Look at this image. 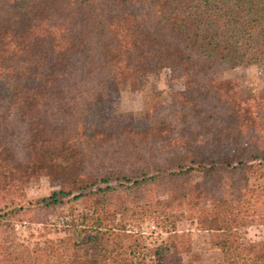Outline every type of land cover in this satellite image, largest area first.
<instances>
[{"label":"trees","instance_id":"1","mask_svg":"<svg viewBox=\"0 0 264 264\" xmlns=\"http://www.w3.org/2000/svg\"><path fill=\"white\" fill-rule=\"evenodd\" d=\"M263 37L264 0H0V264L190 255L185 221L226 264H264V95L235 97L219 72ZM163 68L182 90L117 110L120 81ZM43 177L60 189L29 200ZM252 225L263 236L244 240Z\"/></svg>","mask_w":264,"mask_h":264},{"label":"rangeland","instance_id":"2","mask_svg":"<svg viewBox=\"0 0 264 264\" xmlns=\"http://www.w3.org/2000/svg\"><path fill=\"white\" fill-rule=\"evenodd\" d=\"M256 54V61L250 65H245L239 60L233 59L219 63L221 77L238 81L239 88L234 92V96L237 98L264 95V37ZM183 88L182 72L178 68H163L156 70L154 73L141 75L136 85H132L129 80H122L120 81L121 98L116 104V108L122 112L141 113L145 111L147 103L150 101L155 99L168 101L171 92ZM59 189L58 183L43 177L35 183L28 184L25 191L29 200H37L48 197ZM258 203L260 206H264V197H258ZM60 211L54 210L44 213V218L49 222H56L63 217ZM39 228H41V224L38 222L17 223V236L21 241L30 239V233H36ZM141 230L149 234L155 231V233H152L154 239L160 235L163 238L167 236L164 231L155 230L153 222L143 224ZM178 234L180 235L179 240L190 242L192 253L190 255L182 253L179 256L168 255L167 257L161 255L153 258L150 264H226L221 251L216 245L217 242L209 234L196 230L195 225L186 221L179 224ZM241 234L244 240H258L263 236V227L252 225L242 230Z\"/></svg>","mask_w":264,"mask_h":264}]
</instances>
